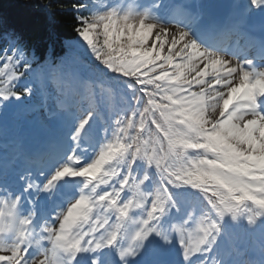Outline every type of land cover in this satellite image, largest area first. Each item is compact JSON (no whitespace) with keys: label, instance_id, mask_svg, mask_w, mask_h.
Here are the masks:
<instances>
[{"label":"snow or ice","instance_id":"1","mask_svg":"<svg viewBox=\"0 0 264 264\" xmlns=\"http://www.w3.org/2000/svg\"><path fill=\"white\" fill-rule=\"evenodd\" d=\"M173 8L61 5L77 34L71 74L0 12V138L36 94L51 122L41 151L0 157V264H243L222 240L264 238V67L233 63L210 38L222 26L187 5L167 27ZM256 16L264 25V0H232L229 30ZM93 82L109 96L85 104Z\"/></svg>","mask_w":264,"mask_h":264},{"label":"trees","instance_id":"2","mask_svg":"<svg viewBox=\"0 0 264 264\" xmlns=\"http://www.w3.org/2000/svg\"><path fill=\"white\" fill-rule=\"evenodd\" d=\"M72 0H50L52 10L43 7L49 0H0V12L9 23L20 29L24 35L39 44L50 41H63L75 37L73 14L61 11Z\"/></svg>","mask_w":264,"mask_h":264},{"label":"bare ground","instance_id":"3","mask_svg":"<svg viewBox=\"0 0 264 264\" xmlns=\"http://www.w3.org/2000/svg\"><path fill=\"white\" fill-rule=\"evenodd\" d=\"M173 30H174V28L173 27H171ZM230 59V58H229ZM232 61H233V63H235L236 61H234V59H231Z\"/></svg>","mask_w":264,"mask_h":264}]
</instances>
